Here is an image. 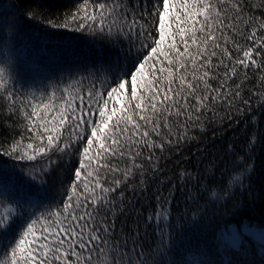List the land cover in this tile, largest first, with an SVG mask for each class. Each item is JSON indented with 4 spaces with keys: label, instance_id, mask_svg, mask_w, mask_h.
Here are the masks:
<instances>
[{
    "label": "snow or ice",
    "instance_id": "snow-or-ice-1",
    "mask_svg": "<svg viewBox=\"0 0 264 264\" xmlns=\"http://www.w3.org/2000/svg\"><path fill=\"white\" fill-rule=\"evenodd\" d=\"M12 8L0 9V264H256L244 258V237L264 248V230L228 226L215 250L189 239L210 208L234 198V186L245 188L255 134L240 174L221 173L226 182L211 175L214 161L173 177L160 160L196 140L189 132L205 122L264 111V0ZM31 21L115 55L101 49L75 60L67 79L18 91L17 53Z\"/></svg>",
    "mask_w": 264,
    "mask_h": 264
},
{
    "label": "trees",
    "instance_id": "trees-1",
    "mask_svg": "<svg viewBox=\"0 0 264 264\" xmlns=\"http://www.w3.org/2000/svg\"><path fill=\"white\" fill-rule=\"evenodd\" d=\"M74 2L75 0H41L50 13L57 14L67 11ZM33 3L34 0H0V9L12 8L13 4L26 9ZM12 11L15 12L16 9L12 8ZM255 12L257 15L260 14L259 9ZM53 32L57 35L52 36ZM25 33L26 47L21 46L17 53L20 62L17 66L14 87L18 91L30 88L38 90L42 87L41 82L48 83L57 76L67 79L68 75H74L69 73L68 69L73 66L75 60L94 58L101 49L106 56L115 55L107 45H101L99 41L94 42L91 37L62 29H51L38 21L27 23ZM54 45L62 46V50L56 52L55 56L50 51L55 50ZM60 56H63L62 60L59 59ZM58 65L62 66L64 71H61ZM252 86L253 83L248 82L245 88ZM3 115L4 109H0V117ZM219 116H223L222 110H218ZM202 128V131L200 128L192 129L189 135L195 136L196 140L181 145L178 152L165 151L160 164L164 166L168 176L174 177L180 169L196 171L197 166L203 172L204 166L209 161H214L215 167L211 175L216 177L217 182H226L228 176L222 177L221 173L240 174L243 165L239 163V157L243 156L248 160L249 144H253V134H255L251 159L248 160L252 169L249 176L244 178L245 188L240 189L234 186V198L225 201L224 205L210 208L201 226L189 233V239L192 242L206 244L215 250L218 244L217 236L228 226H233L240 231H243L245 226L259 231L264 230V143H261V139L264 138V111L254 107L253 113H247L243 118L233 117L232 120L216 118L203 123ZM0 131L3 129L0 128ZM127 195L131 198L132 193L129 192ZM179 200L183 210L184 197L179 196ZM141 203L142 201L139 200L134 201L136 208L144 211L140 208ZM133 219L130 213L127 223L131 224ZM244 239V247L247 249V256L244 258L259 264L264 258V248L260 247L252 237L245 236ZM231 256L234 260L239 258L235 253H231Z\"/></svg>",
    "mask_w": 264,
    "mask_h": 264
},
{
    "label": "rangeland",
    "instance_id": "rangeland-1",
    "mask_svg": "<svg viewBox=\"0 0 264 264\" xmlns=\"http://www.w3.org/2000/svg\"><path fill=\"white\" fill-rule=\"evenodd\" d=\"M244 228H249V227L245 226V227H243V230H244ZM255 230H256V229H255ZM256 231H259V230H256Z\"/></svg>",
    "mask_w": 264,
    "mask_h": 264
}]
</instances>
